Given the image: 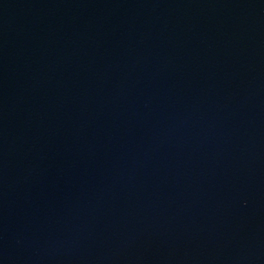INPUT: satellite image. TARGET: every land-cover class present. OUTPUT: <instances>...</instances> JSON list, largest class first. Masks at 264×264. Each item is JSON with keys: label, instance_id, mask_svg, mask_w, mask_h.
I'll use <instances>...</instances> for the list:
<instances>
[{"label": "water", "instance_id": "water-1", "mask_svg": "<svg viewBox=\"0 0 264 264\" xmlns=\"http://www.w3.org/2000/svg\"><path fill=\"white\" fill-rule=\"evenodd\" d=\"M0 264H264V0H0Z\"/></svg>", "mask_w": 264, "mask_h": 264}]
</instances>
